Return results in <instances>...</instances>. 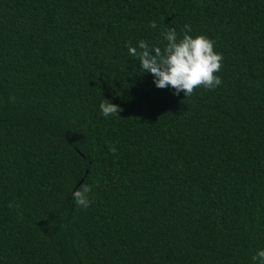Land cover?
Returning <instances> with one entry per match:
<instances>
[{
	"label": "trees",
	"instance_id": "obj_1",
	"mask_svg": "<svg viewBox=\"0 0 264 264\" xmlns=\"http://www.w3.org/2000/svg\"><path fill=\"white\" fill-rule=\"evenodd\" d=\"M185 24L222 55L221 84L186 97L125 47ZM258 248L264 0H0V264H252Z\"/></svg>",
	"mask_w": 264,
	"mask_h": 264
},
{
	"label": "clouds",
	"instance_id": "obj_2",
	"mask_svg": "<svg viewBox=\"0 0 264 264\" xmlns=\"http://www.w3.org/2000/svg\"><path fill=\"white\" fill-rule=\"evenodd\" d=\"M155 28V22L149 25ZM191 28L185 24L182 34L175 28H166L161 32L166 42L163 48L139 40L135 45L126 44L127 54L138 62L142 74H151L152 85L157 89L169 88L173 95L183 93L189 96L194 88L202 86L214 89L221 84L218 73L222 55L214 51V42L207 36L190 35ZM101 115L117 116L118 108L108 100L102 99L98 105ZM115 152V148L111 149ZM91 185H84L72 193L74 204L86 209L90 204ZM252 264H264V248H258L251 255Z\"/></svg>",
	"mask_w": 264,
	"mask_h": 264
}]
</instances>
